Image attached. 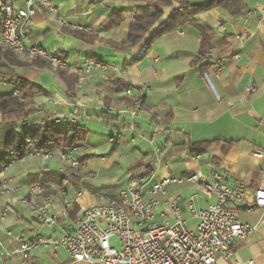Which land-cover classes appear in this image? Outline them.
Segmentation results:
<instances>
[{"label":"crops","instance_id":"obj_1","mask_svg":"<svg viewBox=\"0 0 264 264\" xmlns=\"http://www.w3.org/2000/svg\"><path fill=\"white\" fill-rule=\"evenodd\" d=\"M48 1L54 12L38 4L23 30L29 45L44 48L64 60L66 66L59 68L45 58L25 54H14L20 64L9 66L21 79L43 90L29 97V109L33 110L28 117L30 126L51 116H62L69 119L64 122L86 128L85 143L71 154L83 160L85 171H93L95 176L63 175L58 171L61 162L56 155L27 154L0 166V180L8 179L13 187L12 192L0 195V213L4 212L0 220V264H22L16 251V235L55 237L62 228L74 224L81 209L98 202L100 195H116L129 180L127 172L133 164L150 163L151 181H155L197 170L209 175L212 161L228 184L238 181L245 186L244 197L237 204L239 220L255 226L245 238L234 241L229 259H219L216 264H264V223L259 222L262 212L245 209L255 191L264 188V156L256 155L264 151V0H242L245 9L238 14L222 6L201 11L194 20L208 26L204 36L192 24L179 26L158 37L134 63L131 60L149 36L179 7L178 1L162 8L161 16L138 45L123 50L112 43L127 36L136 9L146 0ZM10 2L17 8L25 5L24 0ZM254 6L257 9L247 17V10ZM199 53L203 54L202 60L193 65ZM87 58L103 61L109 68L82 72L80 66ZM205 64L208 67L200 72L199 67ZM215 65L222 66L221 73L212 72ZM59 71L76 78L71 89ZM124 86L130 87L128 95ZM12 91L13 86L0 83V96ZM127 99H138L141 106V112L132 120L128 115L115 118L109 111L112 118L108 123L99 117L108 105L125 108L130 104ZM103 132L108 136L104 137ZM111 137L112 143L108 142ZM202 141L216 142L198 159L182 146ZM142 144L153 151H142ZM155 159L158 164H154ZM159 160H164L162 166ZM39 186L43 192L37 191ZM188 189L202 188L194 183L173 184L168 194L179 196L176 204L193 228L195 219L189 212H181V204L186 208L183 191ZM202 191L203 195L195 199L198 208L214 201ZM45 196L50 199L47 211L58 216L51 226L34 218L23 201L39 205ZM159 198L162 218L170 214L166 220L172 221L165 197ZM27 214L31 220L25 217ZM35 225L51 230L42 235ZM39 249L29 253L26 264H44L36 252ZM44 249L50 251L51 259H58L57 264H75L61 247Z\"/></svg>","mask_w":264,"mask_h":264},{"label":"built area","instance_id":"obj_2","mask_svg":"<svg viewBox=\"0 0 264 264\" xmlns=\"http://www.w3.org/2000/svg\"><path fill=\"white\" fill-rule=\"evenodd\" d=\"M2 1L4 8L0 49L13 54L45 58L56 67H65V61L53 56L51 52L40 46L29 45L28 37L23 30L34 16L38 4L54 12L49 1L24 0L25 5L22 8L15 7L10 0ZM256 9L257 6L249 8L246 12L247 17ZM261 11L264 12V7ZM108 68V64L103 61L87 58L79 70L82 72H90L93 69L106 71ZM212 72L221 73L222 66H212ZM251 89L252 86L249 85L248 90ZM129 93L128 86L125 94ZM106 109L119 117L128 115L131 120L141 112L138 99L132 100L123 109L112 105H108ZM68 120L62 116H51L34 126ZM108 142L112 143L113 138H109ZM34 153L44 157L58 156L61 162L58 171L66 176L85 169L84 162L74 157L71 151L58 149L47 152H28L29 155ZM202 153H195L192 157L198 159ZM256 155L263 157L264 151H259ZM154 164H158L157 159L154 160ZM210 165L209 175L197 170L179 177L166 176L151 181L152 170L148 175L129 179L116 195H100L98 202L81 209L74 224L62 228L55 237L26 238L22 233L16 235L15 238L18 241L16 251L21 263L26 264L29 253L39 247L52 250L61 247L75 264H216L219 259H229L233 253L234 241L245 238L255 226L239 220L240 210L237 204L244 197L245 186L238 181L228 184L216 163L212 161ZM86 175L92 178L95 173L87 171ZM184 183L198 184L214 198V201L207 204L205 208L196 206L195 199L199 197L197 193H192L186 199V208L196 221L193 228L188 226L176 204L179 196L168 194L169 186ZM12 191L13 187L9 185V180L1 179L0 195ZM37 191L43 192L44 188L39 186ZM79 194L80 191L77 192V195ZM159 196L165 197L164 204L170 209L172 221H155L164 217V212L160 210ZM23 201L38 221L47 226L57 222L58 216L47 211L50 204L49 197L45 196L43 203L39 205ZM256 208L262 212L259 222L264 223V188L257 189L252 202L245 207L246 210ZM3 219L4 212H1L0 220ZM7 234H10L9 231ZM112 240L115 244H112Z\"/></svg>","mask_w":264,"mask_h":264},{"label":"trees","instance_id":"obj_3","mask_svg":"<svg viewBox=\"0 0 264 264\" xmlns=\"http://www.w3.org/2000/svg\"><path fill=\"white\" fill-rule=\"evenodd\" d=\"M174 0H146L143 6L136 9L133 20L129 24L127 36L117 43H112L116 49H126L138 45L147 31L157 21L162 14V8L170 6ZM179 2V7L168 16V18L154 31L148 40L142 45L141 50L131 63L140 60L152 43L162 34L169 32L179 26L192 24L204 36L208 30L206 24H198L194 16L204 10L216 6H222L232 14H238L245 9L242 0H208L206 2H194V0H175ZM4 3L0 0V24L3 17ZM154 10L151 14L150 11ZM203 54L199 53L198 59L192 64L197 65L202 60ZM0 59L4 63L0 64V83L13 86L11 93L0 96V166H4L13 160L21 159L28 152H47L57 149L71 150L76 146L83 145L86 141V128L77 123L48 122L39 127L30 126L28 117L32 113L29 105L32 103L29 97L34 93H41L43 90L36 84L21 79L15 70L9 65L20 64L14 54L7 50L0 49ZM208 67V64L199 67L200 72ZM60 75L67 82L68 89H71L76 78L59 71ZM128 86H124L126 89ZM130 99H127V103ZM108 110L102 111L100 118L108 123L112 117ZM118 118V115H114ZM213 142L202 141L189 142L182 146L187 149L190 155L201 153ZM153 162V161H152ZM152 171L150 163H136L129 167L127 175L129 179L139 175H144ZM108 196V195H107ZM75 210V209H74ZM73 210V211H74ZM72 211V212H73Z\"/></svg>","mask_w":264,"mask_h":264},{"label":"rangeland","instance_id":"obj_4","mask_svg":"<svg viewBox=\"0 0 264 264\" xmlns=\"http://www.w3.org/2000/svg\"><path fill=\"white\" fill-rule=\"evenodd\" d=\"M50 62V61H49ZM108 134L109 133H106V132H103L102 133V135L104 136V137H107L108 136ZM90 142H93V141H90ZM82 145H80V146H76V147H74V148H72L71 150H68V151H71V153H72V151H74L73 149H78V147H81ZM140 148L139 149H141L142 151H144V152H152L153 150L150 148V146L149 145H140L139 146ZM58 150V149H57ZM101 150H102V148H101ZM108 150H110V149H108ZM107 150V151H108ZM164 161V160H163ZM162 161V162H163ZM82 162H83V160H82ZM159 162H160V160H159ZM162 162H160V165L159 166H162L163 165V163ZM85 165V164H84ZM86 172L87 171H85V169L84 170H81L79 173H76V174H78V175H81V174H85L86 175ZM72 173H75V172H72ZM87 176V175H86ZM118 184V183H117ZM202 188V187H201ZM203 189V188H202ZM202 189H195V190H192V189H188V190H184L183 191V198L184 199H187L192 193H197L198 195H200V196H202L203 195V191H202ZM204 190V189H203ZM205 191V190H204ZM198 200H196V202H197ZM181 203V202H180ZM198 203V202H197ZM181 206H182V208H181V212L182 213H186V214H188V211H187V209L183 206V204H181ZM25 217L27 218V219H29V220H31V216L29 215V214H27V215H25ZM171 218V215L170 214H168L167 215V217H165V218H162V220H160V221H164V220H166V219H170ZM155 221H158V219H155ZM36 226V229H38V231L39 232H41L42 233V235H48V233H49V231L51 230V229H49L48 227H45V225H41V226H37V225H35ZM112 242V244H115V242H114V240H112L111 241ZM116 245H117V243H116ZM41 249H39L38 251H36V252H38V254H39V256H40V258H41V260L43 261V263L44 264H57V262H58V259H56V260H53V259H51V257H50V254H49V250L48 249H44V247H40Z\"/></svg>","mask_w":264,"mask_h":264}]
</instances>
